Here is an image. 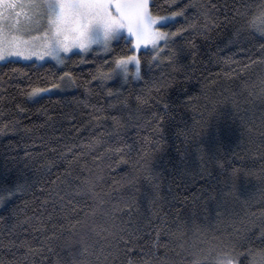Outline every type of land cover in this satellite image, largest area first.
Here are the masks:
<instances>
[{
  "label": "snow or ice",
  "instance_id": "obj_1",
  "mask_svg": "<svg viewBox=\"0 0 264 264\" xmlns=\"http://www.w3.org/2000/svg\"><path fill=\"white\" fill-rule=\"evenodd\" d=\"M191 7L200 10L197 15L203 17V23L189 20L187 10ZM215 9V4L192 5L184 3L183 0H0V62L35 63L51 60L67 68V61H70L72 56H80L81 62L87 63V57L100 50L106 57H112L105 59L103 65L91 73V80L101 91L115 78H122L126 83L132 79L144 81L148 85L147 89L135 95L134 103L129 102L130 97H122L119 92L107 88V98L116 101L115 104H108V107L121 111V115H101L105 112L103 106L86 107L93 109L89 114V125L93 121L112 122L113 132L104 135L110 140H117L122 146L110 147L107 151L118 155L120 164L131 163L133 172L125 179L137 192V182L143 176L148 184L146 197L150 204L156 206L165 199L161 195V177L164 173L155 166V159L166 143L165 133L173 127V135L177 139L182 138L181 143L185 145H190L200 134L194 128H189L182 119L185 110H196L200 96L189 92L188 85L193 74L188 69L192 64L182 63L186 58V49L178 40L185 34L192 33L209 38V32L219 26L213 16ZM236 13L238 16L243 15V23L236 29L229 44L238 45L239 52L247 57L248 62L243 64L240 71H246L255 65L264 66V43L260 44L259 54L255 58L251 54L252 50L244 46L246 36L258 35L264 40V4L254 12L241 14L237 9ZM121 41L124 42L123 47H119ZM195 47L192 43L193 51L189 54L193 57L196 55ZM224 62L238 63L232 57H228ZM145 64L148 65V72L143 71ZM153 66L158 69L171 68V71L162 73L159 78L153 77L145 81L144 77L152 71ZM12 71L15 73L18 70ZM61 71L62 74L52 80L39 76L35 79L28 77L24 89L26 98L38 101L53 91H66L77 86L73 72ZM234 72L236 69H231L223 75L231 79ZM25 76L27 77V74ZM2 79L0 77V80ZM242 87L245 90L250 88L247 82H244ZM90 89L91 82L86 91ZM255 89L256 85H252L248 91L249 98L253 102L259 99L264 105V77L260 79L259 92ZM16 107L19 113L26 111L21 105ZM124 111L128 113V118L122 114ZM145 112L150 118L146 119L142 115ZM21 124L18 119L10 120L0 127V135L21 130ZM181 124L184 126L181 127ZM129 128L137 130V135L140 129L150 130L149 135L143 137L140 148H137L135 140L129 143L126 139H118L121 131L126 132ZM247 130L249 133L252 131L250 127ZM23 131L27 133L31 129L23 128ZM261 137L264 138V132ZM95 143L99 144L101 140L98 139ZM249 143L254 144L251 137ZM74 147L68 148L67 154H61L68 168L63 180L57 177V180L71 191L61 195L62 189H59L57 180H53L51 183L57 185V189L49 192V197H52L54 192L57 198L51 201L53 212L59 208L60 212L65 213L63 220L67 221V225L52 223L51 213L45 219L44 213L35 209L32 216L20 220L18 210L13 209L10 218H14L16 222L7 229L6 235L15 238L9 239L6 247L14 257L15 252L22 255L14 261L0 259V264H37L36 258H39V264H117L121 257L122 264H170V251L182 257L180 264H264V208L259 214L245 212L242 217L236 214L237 220L234 221L232 231L213 236L211 241L202 242L203 246L195 241L189 242V234L196 236L205 231L202 221L195 215L188 219L176 217L171 223L162 221L165 227H152V220L149 219V226L155 235L145 233L143 236H137L136 233L141 231L139 228L132 232L128 230L132 225L131 219H121L125 214L131 217L136 205L134 195L121 199L109 209V201L95 191V179L89 177L81 181L76 177L73 187L70 179L73 164L83 155L82 152L75 153ZM87 147L91 148L93 145ZM196 151L200 155L199 171L195 175L207 185L203 194L207 195L209 201L215 200L218 208L227 202L222 200V197L232 196L238 199L236 189L242 179L256 176L264 182V164L261 165L260 172L256 173L243 166H231L230 162L219 154L218 148L206 153L203 148L197 146ZM177 153L178 160L175 163H167L174 173L171 183L179 188L185 178L192 175V169L189 166L188 148H177ZM257 154L264 160V139L257 148ZM31 155L25 152L26 157ZM69 155L71 159L68 158ZM104 158L96 157L97 160ZM210 165L220 170L218 177H213ZM210 179H215L216 184L209 183ZM220 185L223 187H219ZM31 187H34V184L27 181L0 183V207H4L13 198L26 194ZM168 191L172 193L171 187ZM77 197L84 200L83 206ZM89 198L93 201L91 205L87 203ZM173 199H177L176 195H173ZM48 203L49 200L42 202L43 205ZM85 208L89 210L85 211ZM81 213L83 218H78ZM219 215L221 213L217 212V216ZM152 216L161 219L159 210L153 211ZM4 219L6 218L0 217V220ZM117 220L120 222L117 223ZM37 244L39 246H36ZM57 248L60 249L59 252ZM50 257L56 259L52 260Z\"/></svg>",
  "mask_w": 264,
  "mask_h": 264
},
{
  "label": "trees",
  "instance_id": "obj_2",
  "mask_svg": "<svg viewBox=\"0 0 264 264\" xmlns=\"http://www.w3.org/2000/svg\"><path fill=\"white\" fill-rule=\"evenodd\" d=\"M183 2L192 5L215 4L216 9L213 11V16L219 26L209 32L207 39L202 34L192 33L191 35L185 34L182 39L178 40V43L183 44L186 49V58L182 60V63L192 64V67L188 69L193 74L188 85L189 92L200 96L196 110L191 108L185 110L182 113V119L189 128H194L200 134L191 141L190 145H185L181 143L182 138L177 139L173 135L175 131L173 127L165 133L166 143L155 159L156 168L164 173L161 177V195L165 199L156 206L150 204L146 197L148 184L143 176L137 182L136 187L139 189L137 192L126 183L125 179L133 172L131 163L120 164L119 156L107 151L110 147L122 146L117 140H110L107 135H104L113 132L112 122L110 120L93 121L89 125L91 120L89 114L93 112V109L86 107V105L103 106L105 112L101 115H121V111L108 107V104H115L116 101L107 98V88L119 92L122 97H130L129 102L134 103L135 95L147 89L148 85L144 81L132 79L126 83L122 78H115L114 81L108 82L107 88L101 91L91 80V73L103 65L105 59L112 57H106L105 54L100 53H92L88 56L87 63L81 62L82 58L74 55L70 61H67V68L64 66L58 68L49 61L42 64L23 61L0 62V77L3 78L0 80V127L14 118L22 122L21 130L0 135V183L12 184L16 181H27L29 184H34V187L29 188L26 194L13 198L4 207H0V217L6 218L0 220V259L14 261L22 255L13 250L14 257L6 247L9 239L15 238L6 235L7 229L16 222L14 218H10L13 209L18 210L20 220L26 216H32L35 209L37 212H43L45 219L51 213L52 223L67 225V221L63 220L65 213L60 212L59 208L53 212L51 201L57 198L54 192L53 196L49 197V192L57 189V185L59 189H62L61 195L71 191L65 184H61L57 177L64 179L68 165L61 158V154H67L68 148L73 146H75V153H83L73 164L70 178L73 187L76 177H79L81 181L89 177L95 179V191L109 201L107 204L109 209L113 204H118L121 199L134 195L136 205L131 217L125 214L121 219L125 221L131 219L132 225L128 230L132 232L139 228L141 231L136 233L137 236H143L145 233H152L154 236L152 227L156 225L165 227L162 221L171 223L176 217L188 219L195 215L202 221L205 231L196 236L189 234V242L195 241L203 246L202 242L211 241L213 236L232 231L234 221L237 220L236 214L241 217L245 212L259 214V211L264 208V182L256 176L247 180L242 179L236 189L238 199L232 196L222 197V200L227 202L218 208L215 200L209 201L207 195L203 194L207 185L195 175L199 171L200 153L196 151L197 146L203 148L206 153L218 148L219 154L224 156L231 166H243L256 173L260 172L261 165L264 164V160H261L257 154V148L264 139L261 137V133L264 132V123H262L264 105L259 99L253 102L248 95L252 85H256L255 90L259 92V82L264 77V66L255 65L246 71H240L243 64L248 62L247 57L239 52L238 45L229 44V41L234 38L236 29L243 23V15L238 16L236 10L239 9L241 14L254 12L264 4V0H183ZM187 11L190 21L203 23V17L197 15L200 11L198 8L191 7ZM229 21L232 22L229 23ZM192 43L196 45L194 57L189 54L193 51ZM261 43H264V40H261L258 35L246 36L244 40V46L252 50L251 54L254 58L259 54ZM123 44L124 42L121 41L119 47H123ZM228 57H232L238 63L225 64L224 61ZM12 69L18 71L14 73ZM231 69H236L233 78H226L223 73ZM61 70L73 72L77 86L64 93L45 95L38 101H30L26 98L24 89L28 77L35 79L39 76L52 80L55 76L62 74ZM143 71L148 72L147 64L144 65ZM170 71L171 68L158 69L153 66L152 71L144 77V80L159 78L162 73L166 74ZM89 82H91V89L86 91L89 88ZM244 82L249 84V90L242 87ZM17 105H21L26 111L19 113ZM209 113L212 115L210 116ZM122 114L128 118L126 111ZM142 115L146 119L150 118L147 112ZM183 126L181 124V127ZM249 127L252 129L251 133L247 130ZM23 128H29L31 131L25 133ZM149 132V129L143 128L137 135V130L129 128L126 132L122 130L118 139H126L129 143L135 140L137 148H140L143 137L148 136ZM249 137L252 138L254 144L249 143ZM98 139L101 143L96 144ZM90 144L93 147H87ZM185 147L190 152L189 166L192 169V175L186 177L185 182L177 188L171 183L174 173L171 172V167L167 162L175 163L178 160L177 148L183 150ZM53 149L55 151H52ZM25 152L32 155L26 157ZM133 155L135 156V153ZM97 156L105 158L97 160ZM13 157L15 159H12ZM68 158L71 159V155ZM209 167L213 172V177L220 175L218 168H213L211 165ZM53 180H57V185L51 183ZM209 183L215 185L216 180L210 179ZM170 187L172 193L168 191ZM42 188L45 190L41 191ZM173 195H176L177 199H173ZM77 199L80 198L77 197ZM44 200H49V203L43 205ZM57 202L59 204V201ZM84 203V200L80 199L81 206ZM87 203L93 204L92 199L89 198ZM88 210L85 208V211ZM157 210H159L161 219L152 216V212ZM217 212L221 215L217 216ZM78 218H83V213ZM149 219L152 220V227L149 226ZM119 222L117 220V223ZM49 227H51L50 224ZM57 251L59 252L60 249L57 248ZM168 255L171 258L170 264H180L181 256H176L171 251ZM36 259L39 264V258ZM50 259L55 260L56 257H50ZM122 261L123 257L117 261V264H122Z\"/></svg>",
  "mask_w": 264,
  "mask_h": 264
},
{
  "label": "rangeland",
  "instance_id": "obj_3",
  "mask_svg": "<svg viewBox=\"0 0 264 264\" xmlns=\"http://www.w3.org/2000/svg\"><path fill=\"white\" fill-rule=\"evenodd\" d=\"M93 53L104 54V52H103V51H100V50H98V51H96V52H93ZM48 61L54 63L58 68H62V67H63V65H57L54 61H51V60H48ZM23 62H25V61H23ZM46 62H47V61H46ZM36 63H38V64H42V63H44V62H36ZM66 91H68V90H66ZM66 91H53V92H51V93H49V94H54V93H64V92H66Z\"/></svg>",
  "mask_w": 264,
  "mask_h": 264
}]
</instances>
